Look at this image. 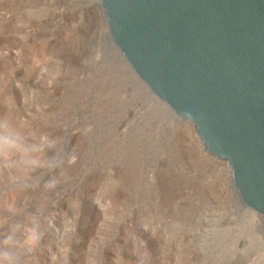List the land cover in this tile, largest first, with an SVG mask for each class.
I'll list each match as a JSON object with an SVG mask.
<instances>
[{"label": "rangeland", "instance_id": "1", "mask_svg": "<svg viewBox=\"0 0 264 264\" xmlns=\"http://www.w3.org/2000/svg\"><path fill=\"white\" fill-rule=\"evenodd\" d=\"M0 138V264H264V216L99 0H0Z\"/></svg>", "mask_w": 264, "mask_h": 264}, {"label": "water", "instance_id": "2", "mask_svg": "<svg viewBox=\"0 0 264 264\" xmlns=\"http://www.w3.org/2000/svg\"><path fill=\"white\" fill-rule=\"evenodd\" d=\"M137 77L264 216V0H99Z\"/></svg>", "mask_w": 264, "mask_h": 264}, {"label": "bare ground", "instance_id": "3", "mask_svg": "<svg viewBox=\"0 0 264 264\" xmlns=\"http://www.w3.org/2000/svg\"><path fill=\"white\" fill-rule=\"evenodd\" d=\"M184 120V119H183ZM186 121H188V120H186ZM181 136V135H180ZM184 144H186V139L184 138V137H182L181 136V138L179 137V138H177L176 139V141L174 142V145H175V153H176V156L177 157H179V155H178V152H180V147L182 146V145H184ZM204 146V145H203ZM206 149V148H205ZM208 152V151H207ZM209 153V152H208ZM210 154V153H209ZM211 155V154H210ZM211 157H213V159H215V161L217 160V161H219L218 160V158L217 157H215V156H211ZM216 161V162H217ZM197 187V186H196ZM253 220V219H252ZM251 220H249V222H250ZM219 234H223V235H227V236H229V233H224V232H220ZM239 235V234H238ZM231 238L233 237V235H231L230 236ZM234 238V237H233ZM232 238V239H233ZM238 238L239 239H246V241L248 242V244H247V247L246 248H248L249 250L250 249H252L251 247L253 246V241H254V235L253 234H244V235H239L238 236Z\"/></svg>", "mask_w": 264, "mask_h": 264}, {"label": "clouds", "instance_id": "4", "mask_svg": "<svg viewBox=\"0 0 264 264\" xmlns=\"http://www.w3.org/2000/svg\"><path fill=\"white\" fill-rule=\"evenodd\" d=\"M0 141H2V138H0Z\"/></svg>", "mask_w": 264, "mask_h": 264}]
</instances>
